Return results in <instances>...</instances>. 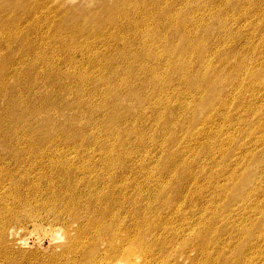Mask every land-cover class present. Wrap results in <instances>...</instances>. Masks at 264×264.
I'll return each instance as SVG.
<instances>
[{
	"label": "bare ground",
	"instance_id": "1",
	"mask_svg": "<svg viewBox=\"0 0 264 264\" xmlns=\"http://www.w3.org/2000/svg\"><path fill=\"white\" fill-rule=\"evenodd\" d=\"M103 1L106 4L99 5L97 11H103V15H106V17H102V21L98 24V33L104 32V30H99L104 24L108 26L113 23L107 38L109 40L115 39L118 35L123 38L120 42L122 47L118 49L116 55L119 57H134L133 53L136 49H129L131 43L135 45L134 42L137 39H140L142 43L143 36L139 32L136 35L137 38L133 35L126 38L127 35L122 26L124 25L127 31L130 30L127 29L128 27L132 29L143 27L146 30H150L151 27L146 22L143 23V19L138 21V18L130 19V7L128 5L130 0ZM132 1L136 2V0ZM232 1L228 2L226 8L239 9L241 3L246 4V0ZM33 3L36 4L35 1ZM6 10L2 9L0 12ZM117 13L123 16L121 24L120 20L114 23ZM223 14L218 18L215 28L225 33L230 28V22H235L237 17L231 15V12H226L224 16ZM185 21L186 23L179 25H185V31H189L186 26L188 20ZM197 22L195 20L191 23L195 24ZM160 26L161 23L156 27L158 33L156 31L151 32L149 37L151 42H147L148 47L153 46V48L146 52L143 49H140V51L144 53L143 56L148 61L156 66H164V60H169L165 66V74L169 81L173 83L175 94L173 98H175L176 103H171L172 98L170 96H162V88H159L152 95L155 98L152 105L143 101L135 107L138 109L143 108L137 111V114L143 115L146 113L144 109L149 110L153 107L157 117L155 122L162 121L164 129L171 131L173 128L178 127L184 136L189 137V139L206 140L208 138L206 133L199 135V133L195 134L193 132L191 134L187 132L189 126L194 123V120H197L194 119L195 116L198 118V115L210 109L214 114L209 117V120L213 121L214 116L218 114L215 108H220V110L225 108V101L221 100L229 91L230 85L241 86L242 76L248 74L252 79L255 74L251 72L248 61L242 60L234 63V66H231L232 71L227 72L224 69L228 64L226 56L216 57V51H211V56L224 64L222 70L218 68L215 70L216 72H212L211 65L207 63L211 61L209 59L210 47L207 46L206 48L204 46L201 48L203 45L200 44L198 49L196 40L194 41L192 36L187 37L180 33L181 28H177L176 39L173 43L174 26H171L169 31L161 29ZM250 26L242 24L241 28L249 30ZM73 30L72 28L69 31ZM187 35L190 34L187 33ZM230 36L224 35L222 37L223 41L226 42ZM244 38L247 42L249 41V36H244ZM129 40H132V42H129ZM63 41H65V37H63ZM0 43H5L3 38H0ZM147 43L145 42L144 45H147ZM164 43L168 45L167 50L164 52H160L154 47ZM76 44H78L77 41ZM172 47L180 52V57H169L167 55ZM186 49L199 53V66L196 75L191 74L193 61L187 60ZM215 50L218 51V49ZM263 67L264 62L255 69L261 72L264 70ZM116 69V67L111 70L101 68L100 75L104 71L107 74H115L112 78L114 80L102 81L104 78L98 80L106 86L108 93V99L100 106L101 110L103 108L107 109V112L103 111L104 114L101 112V119L97 121L92 117V113L97 109L100 111L98 107H91L87 99H78L82 113L87 111L89 114L86 121L87 130L86 128L85 130L75 129L74 127L72 129L74 134L64 135L63 138L49 137L46 139L47 141H35L31 137L22 139L30 134L27 131L21 136H10L11 133L5 131L2 128V123H0V132L3 134L2 136L0 133V162L4 163L3 167H0V201H7V196H12L11 191L15 192L19 190L17 188L23 187L24 183L29 182L30 176L36 180L34 190L37 195L35 196H43L46 193V190L39 186L40 183H37L39 179L44 178L47 184L54 183V187L48 190L49 192L46 193V198L43 201L34 200L33 203L31 199H28L30 194L12 197L9 199L13 202L11 206H7L5 203V215L7 214L16 221L28 219L30 226H33L31 228L37 227L36 231L42 227L43 223L47 222V226L51 229L50 233H55L54 236H56L57 242L62 241V244L58 247L60 251L57 255L58 259H64L63 264H264V135L260 132L262 127L258 132L253 131V135L260 134V140H254V144L257 147L262 145L263 149H259V154L255 156L252 152L251 165H248L247 168L234 177H232L234 173L230 171L228 174H224L226 169L223 170V168L228 165L221 167L219 162L216 165V168L223 173L225 180H229L230 176L232 177L234 190L233 188L220 186L218 184L219 179L214 182L213 180L208 181V177L202 171L198 173L197 170L190 169V163L187 165L185 162H180L175 165V153L179 154V152H174L170 147L168 148V145L170 146L175 142L174 140L167 141V149L165 147L166 157L159 164V177L161 180H157V188L154 190V194L157 195L154 198L162 202V208L160 209L156 205L152 206L149 202L141 203L139 197L141 189L138 188L135 181L126 176L128 169L125 171V161L123 159L133 155L136 151L133 148L125 149L124 145L128 143L127 136L136 135L139 139L137 144L144 146L143 132H135L133 128L130 130L119 128L120 123L125 122V118H120L125 115L132 117L134 121L136 120L134 109L123 106V104H126V97L132 98V95L137 91L127 81V77H120V72ZM140 73L145 76V84L150 89L154 88L156 90V82L160 76L156 75L150 68L142 70ZM123 74L127 75L129 72ZM212 74H215L217 78L211 80ZM137 76L139 77V75ZM113 82H117L120 87H117ZM178 84L191 88L193 94L197 96L190 102L187 101L188 98L183 100L182 91L179 89ZM246 88L239 87L238 89L240 91ZM2 89L0 87V93L5 91ZM219 92H222L221 98L218 97ZM203 93L206 95L204 101ZM138 94H140V91ZM124 95L126 96L124 97ZM115 97L117 101L112 103V99ZM20 101L25 103V99H20ZM27 101L28 99H26V105L28 104ZM41 104L43 105L42 112L37 117L40 120L43 119L47 127L46 132L50 134L52 119L51 116L47 117L45 109H50L52 104L48 99L45 103L42 101ZM176 106H179V110L182 112L180 117L174 113ZM187 114L191 115L186 117ZM106 115H109L108 120L113 121V126L109 123V126L100 128L99 122L102 123ZM80 116H76L77 121L72 124L73 126L79 122L78 118ZM36 129L37 127L34 130L36 131ZM208 139L210 145L204 148L206 153L211 151V141L215 140V138ZM233 139L235 138L232 137L231 141ZM74 140H77L75 147L66 149L61 146L62 143L63 145H66V143L69 145ZM186 143L188 142L183 144ZM233 146H235L234 143ZM119 152H124L123 159L116 157ZM224 156H227L226 151ZM43 158L47 160H43ZM75 158H79L81 164L69 165V162ZM93 158L99 159V165L106 172V177L99 173L92 175L96 170V166H93L94 162L91 161ZM45 166L52 169L50 175L44 176L41 173ZM81 168L83 172L80 178L78 175ZM86 170L88 172H85ZM117 170L120 173L117 174ZM61 173L65 177L59 179L58 176ZM91 175L95 177L94 182L85 178ZM214 176L218 178L219 173L215 172ZM55 179L58 181H55ZM198 179L204 183L195 193L199 199V204L194 203L195 200L193 201L190 198L193 190H188L189 188L185 187L186 181L190 180L196 186L199 183ZM55 183H60L62 187L60 189L55 187ZM82 185L86 186L87 190L79 192L78 188ZM173 185L174 188L168 193L169 188ZM99 188L101 189L99 190ZM128 188L133 190V193L128 194ZM230 191L234 192L237 203L240 202L241 204L229 207L232 209H226L224 195ZM207 194L212 195V198L219 197L218 202L214 199L205 202L204 199ZM137 195L139 198H137ZM228 198L227 195V200ZM208 203L209 206L206 205ZM247 203L250 206H246ZM239 213L242 216H245L246 213L248 221L243 220L240 225H236L234 218ZM163 217L164 223L161 220ZM4 230L2 227L0 231L5 233ZM6 243L9 246L7 240ZM6 243H4L3 249L6 248ZM23 243L24 241H20L19 245ZM246 251L251 252L249 260H243L244 257L242 260H238V258L235 260L238 255H244ZM195 257H198L197 261Z\"/></svg>",
	"mask_w": 264,
	"mask_h": 264
},
{
	"label": "rangeland",
	"instance_id": "2",
	"mask_svg": "<svg viewBox=\"0 0 264 264\" xmlns=\"http://www.w3.org/2000/svg\"><path fill=\"white\" fill-rule=\"evenodd\" d=\"M34 1L36 4L33 3ZM103 2V0H0V10L7 9L0 12V38L5 41V43H0V87L5 90L1 91L3 94L0 93V123H2V128L11 133L10 136L13 137L15 135L21 136L25 131L30 132L22 139L31 137L35 141L46 140L49 137L63 138L64 135L74 134V131H72L74 127L75 129L85 130L86 128L87 130L86 121L89 114L87 111L82 113L78 99H87L91 107H98L100 111L97 109L92 113V117L97 121L101 119V114L103 111L107 112V109L103 108L101 110L100 106L108 99V93L106 86L98 80L99 78H104L102 81L114 80L112 78L115 75L107 74L105 71L100 75L101 68L111 70L116 67V70L120 72V77H127V81L137 91L132 95V98L126 97L125 105L122 103L123 106L134 109L136 120L134 121L132 117L125 115L120 118H125V122H121L119 128L122 130L133 128L135 132L142 131L144 146L138 145L139 139L136 135L131 134L127 136L128 143H125L124 146L126 150L129 148L136 149L135 153L123 159L124 152H119L116 157H120L125 161V171L128 169L126 176L135 181L138 188L141 189L139 191L140 202H149L152 206L156 205L160 209L162 208V202L154 198L157 196L154 194V190L157 188V180L160 179L159 164L166 157L165 147L167 149V141L169 140L175 142L170 146L168 145V148L170 147L174 152H179V154L175 153V165L180 162H185L187 165L190 163V169L197 170L198 173L202 171L208 177V181L213 180L214 182L219 179L218 184L220 186L233 188L232 177L252 164V152L255 156L259 154V149H263L262 145L257 147L254 144V140H260V134L253 135V131L258 132L262 127L260 132L264 135V70L259 72L255 69L264 62V0H246V4L241 3L239 9L226 8L231 0H136V2L130 0L128 3L130 19L138 18L137 21L143 19V23L146 22L151 27L150 30L143 27L141 29L128 27L127 29L130 30L127 31L125 26H122L127 35L126 38L130 35L136 37L139 32L143 36L142 43L140 39L134 42L135 45L131 43L129 49H136L133 53L134 57H119L116 55L118 49L122 47L120 42L123 38H120L121 35L116 36L115 39L109 40L107 38L113 23L108 26L103 23L104 25L99 30H104V32L98 33V24L102 21V17H106V15H103V11H97L99 5L106 4ZM232 2L236 1L233 0ZM226 12H231V15H235L237 20L235 22L231 21L230 28L224 33L216 29L215 26L218 18L223 13L224 16ZM122 18L123 16L117 13L114 23L120 20L121 24ZM185 20H188L186 26L189 31H185V25H179L186 23ZM195 20L198 22L192 24L191 22ZM159 23H161V29L168 31L171 26H174L173 43L176 39L177 28H181L180 33L187 37L192 36L194 41L196 40L198 49L199 45L202 44L201 48L204 46L206 48L207 46L210 47V53L216 51V57L226 56L228 64L224 69L227 72L232 69L234 63L242 60L248 61L251 72L255 74L252 79L248 74L242 76L241 86L230 85L229 91L221 100L225 101V108L223 110L215 108L218 114L214 116L213 121L209 120V117L214 112L209 109L198 115V118L195 116L194 119L197 120H194V123L189 126L188 133L192 134L194 132L195 134L199 133V135L206 133L208 138H215L211 141L212 149L208 153L204 151V148L210 145L208 138L206 140L199 138L192 140L185 137L178 127L173 128L171 131L164 129L162 121L155 122L157 117L153 107L149 110L144 109L146 113L143 115L137 114V111L143 108L138 109L135 107L143 101L152 105L155 99L152 95L159 88H162V96L168 95L172 98L171 103H176L175 98H173L175 96L173 83L169 81L165 74V66L169 60H164V66H156L148 61L143 56L144 53L140 51V49H143L146 52L153 48V46L148 47L147 42H151L149 38L151 32L157 30L156 27ZM242 24L251 25L250 29H242ZM72 28L74 30L69 31ZM156 32L158 33V31ZM187 33L190 35L188 36ZM224 35H231L228 39L226 38V42L222 38ZM244 36H249L248 42ZM63 37H65V41H63ZM76 41L78 44H76ZM105 42L107 43L105 44ZM129 42H132V40H129ZM145 42L147 45H144ZM154 47L160 52H164L167 50L168 45L164 43ZM174 47L176 48L175 45ZM215 49H218V51ZM185 52L188 56L187 60L193 61L191 74L196 75L199 66V53L188 49ZM167 55L169 57H180L181 54L172 47ZM211 55L212 53L209 55L211 61L207 62L211 65V71L213 72L218 68L222 70L224 63ZM147 68L152 69L156 75L160 76L156 82V90L154 88L150 89L145 84V76L140 73ZM124 72H129V74L124 75ZM216 78L215 74L211 75V80ZM113 83L120 87L117 82ZM136 83L138 84L136 85ZM178 87L182 91L183 100L188 98L187 101L190 102L197 96L186 85L178 84ZM239 87L247 88L239 91ZM139 91L140 94H138ZM109 94L112 96L111 93ZM202 96H204V101L206 99L205 93ZM221 96L222 92H219L218 97L221 98ZM20 99H25V103L28 99V104L26 105L24 101L21 102ZM47 99L52 104L50 109H45L47 117L51 116L52 119L50 134L46 132L47 127L43 119L40 120L37 117L42 112V101L45 103ZM115 101H117L116 97L112 99V103ZM179 109V106L174 109V113L178 117L182 116ZM59 112L60 115L58 116ZM78 115H81L78 118L79 122L73 126L72 124L77 121L76 116ZM188 115L191 114H187L186 117ZM108 119L109 115H106L104 121L99 122L100 128L109 126V123L113 126V121ZM1 135L3 136L2 133ZM232 137L235 139L231 141ZM185 142L188 143L183 144ZM233 143L235 146H233ZM76 144L77 140H74L69 145L67 143L63 145L62 143L61 146L67 149L75 147ZM225 151L227 156H224ZM43 160L47 159L43 158ZM91 161L94 162L93 166H96V170L92 175L99 173L106 177V172L99 165V159L93 158ZM79 162H81L80 159L75 158L69 162V165L76 166L81 164ZM218 162L221 167L228 165L223 168V170L226 169L224 174H228L229 171L234 173L232 177H229V180H225L223 173L216 168ZM3 164L0 162L1 168ZM82 172L83 169L81 168L78 175L80 178ZM215 172L219 173L218 178L214 176ZM41 173L44 176L50 175L52 169L45 166ZM118 173H120L119 170H117ZM92 175L85 178L94 182L95 177ZM62 177H65L63 173L58 176L59 179H62ZM31 178L32 176H30L28 183L23 184V187L17 188L19 190L15 192L12 190V196H7V201H0V230L2 227L5 229V233L0 231V264H63L64 259H58L57 255L60 251L58 247L62 244V241L57 242L58 240L54 236L55 233H50L51 229L47 226V222L43 223L42 227L36 231L37 227L31 228L33 226H30L28 219L16 221L4 213L5 205L11 206L13 204L9 200L12 197L30 194L28 199H31L33 203L34 200L43 201L46 198V193L49 192L48 190L54 187L53 182L47 184L45 179L41 178L37 183H40L39 186L46 190V193L43 196H35L37 195L34 190L36 180ZM198 180L197 187L192 184V180L186 181L185 184V187L189 188L188 190H193L190 198L193 201L195 200L194 203L197 204H199V199L195 193L201 188L202 184L204 185L200 179ZM55 181L58 180L55 179ZM55 187L60 189L62 186L60 183H55ZM173 188L174 185L169 188L168 193ZM85 189L87 190V187L82 185L78 188V191L84 192ZM127 193L131 194L133 190L128 188ZM1 194L3 195V193ZM227 195L229 196L228 200ZM234 195L233 191L224 195L226 209H232L229 207L241 204L240 202L237 203ZM139 197L137 195V198ZM213 199L218 202L219 197L212 198V195L207 194L204 201L209 202ZM206 205L209 206V203ZM246 206L250 205L247 203ZM161 220L163 223L165 222L164 217ZM243 220L248 221L246 213L245 216L239 213L234 218L236 225H240ZM40 231L42 232L40 233ZM20 241H24L23 244L25 245H19ZM4 243H6L5 249H3ZM243 257L245 258L243 260H249L251 252L246 251L244 255H238L235 260L237 258L242 260ZM195 259L197 261L198 257H195Z\"/></svg>",
	"mask_w": 264,
	"mask_h": 264
}]
</instances>
